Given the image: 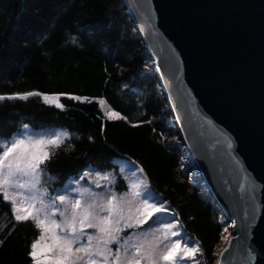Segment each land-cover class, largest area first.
<instances>
[{
	"label": "trees",
	"instance_id": "trees-1",
	"mask_svg": "<svg viewBox=\"0 0 264 264\" xmlns=\"http://www.w3.org/2000/svg\"><path fill=\"white\" fill-rule=\"evenodd\" d=\"M150 63L122 0H0V95L6 97L0 100V145L10 143L23 126L67 133L50 148L54 155L43 174L49 190L102 169L114 175L115 190L123 192L127 186L117 162L137 161L151 188L181 218L185 235L199 241L198 264H215L223 217L201 181L187 175L173 146L174 126ZM28 91L59 96L64 108L45 104L42 95L7 99ZM99 100L127 119L107 120ZM10 220L9 208L0 202V240L5 241L0 264H27L25 246L38 232L30 224L12 231Z\"/></svg>",
	"mask_w": 264,
	"mask_h": 264
},
{
	"label": "water",
	"instance_id": "water-1",
	"mask_svg": "<svg viewBox=\"0 0 264 264\" xmlns=\"http://www.w3.org/2000/svg\"><path fill=\"white\" fill-rule=\"evenodd\" d=\"M122 7L149 57L186 163L229 225L234 242L225 243L215 264H264V0H122ZM222 134L232 140L238 164L226 146L216 147ZM240 183L245 188L237 190ZM253 185L254 235L235 238L242 228H233V219L245 218L240 197Z\"/></svg>",
	"mask_w": 264,
	"mask_h": 264
},
{
	"label": "snow or ice",
	"instance_id": "snow-or-ice-1",
	"mask_svg": "<svg viewBox=\"0 0 264 264\" xmlns=\"http://www.w3.org/2000/svg\"><path fill=\"white\" fill-rule=\"evenodd\" d=\"M170 64L175 65L174 77L178 79L175 75L179 71L177 59L173 58ZM33 95L42 93H13L7 99ZM60 95L78 102L89 100L84 95ZM187 97L191 104L190 93ZM5 98L0 95V100ZM44 99L46 103L49 101L48 96ZM55 107L63 109L64 105L56 103ZM105 115L107 120L127 119L112 110ZM139 123H133L132 127H138ZM62 135L67 133L18 136L0 149V202L9 208L10 227L14 231L17 225L30 224L38 232L25 246L27 264H198L196 258L202 254L199 241L186 237L181 218L170 202L151 188L145 169L135 160L126 159L124 163L130 165L127 170L131 176L140 179L130 182L123 192L115 190V178L102 169L96 171L100 182L94 187L83 186L84 176L90 173L79 179L73 177L76 187L72 183L51 190L43 187L46 184L43 174L54 155L50 146L60 145ZM88 140L94 138L90 136ZM224 146L232 161L238 164L231 153L232 140L227 136H223V142H216L218 149ZM244 188V183L237 186V190ZM254 193L253 185L246 197H240L245 205V218L233 219L232 227L239 223L242 228L235 238L245 239V233L254 235ZM161 217H168V222L163 224L162 230L153 229L152 225ZM161 231L162 235H156ZM228 231L225 228V232ZM223 239L229 245L234 242L228 237ZM4 243L0 240V245ZM224 252L225 249H221L220 255Z\"/></svg>",
	"mask_w": 264,
	"mask_h": 264
},
{
	"label": "rangeland",
	"instance_id": "rangeland-1",
	"mask_svg": "<svg viewBox=\"0 0 264 264\" xmlns=\"http://www.w3.org/2000/svg\"><path fill=\"white\" fill-rule=\"evenodd\" d=\"M150 72H152L151 68H150ZM157 87H158V84H157ZM45 96L46 95L40 96L41 100L45 104L55 106L56 103H60V101H59L60 97L59 96H48L49 97V101L47 103L45 102V99H44ZM52 97H57V99L53 100ZM97 102H98V105H99L103 115L106 117L105 113L107 111H109L110 109L106 106L105 103H100V100L97 101ZM114 119H116V118H114ZM169 123H170V120H169ZM63 133H65L63 130H58V129H56V130L51 129V130L34 131V130H31L29 127L23 126L21 128L20 132L18 134L14 135V137L12 138L11 141L16 139L18 136H32V137L45 136V137H47V136H54V135L63 134ZM66 136H64V135L61 136L62 141L66 138ZM5 145L6 144H1L0 147L3 148ZM173 146L177 147L180 150V154H182V157L184 158L183 159V163H184V168L187 170V175H189L192 179H197V175L192 173L191 169H189V167H191V164L190 163L189 164L186 163V162H188L189 159L186 157L185 151L181 148L182 146H181L180 142L178 141L177 136H176V139H175V142H174ZM51 147H55V146H50V148ZM124 161L125 160L118 161L117 165H118V171H119L121 180H123L124 184L127 186L130 182H133L134 180L140 179V177H132L131 174L127 170L130 167V165H126L124 163ZM85 173H90V175H85L84 176L83 186L87 187V186H89V184H91L94 187L97 182H100L99 178L96 176V172L95 171H86L82 175H84ZM108 174L110 176L114 177V175L112 173H108ZM79 177L77 179H79ZM125 177L127 179H124ZM69 183H72V186L76 187V184H75L74 181H71ZM68 184L66 186H64V187H67ZM202 191H203V189H202ZM203 194L205 195L204 191H203ZM168 220H169L168 217H161L156 224L152 225V228L153 229L160 228L162 230L163 224L168 222ZM228 227H229V225H224L223 232H222V241H221L220 246L216 249V256L218 255V253L221 251V249L223 248V246L226 243L225 240L223 239V237H229V234H230L229 231L225 232V228H228ZM156 235H158V236L162 235V231L156 233Z\"/></svg>",
	"mask_w": 264,
	"mask_h": 264
}]
</instances>
